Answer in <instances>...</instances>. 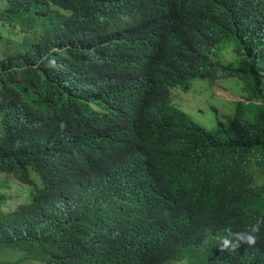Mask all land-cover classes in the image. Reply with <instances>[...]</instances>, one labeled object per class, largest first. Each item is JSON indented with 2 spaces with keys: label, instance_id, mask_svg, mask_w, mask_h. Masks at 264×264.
Wrapping results in <instances>:
<instances>
[{
  "label": "clouds",
  "instance_id": "1",
  "mask_svg": "<svg viewBox=\"0 0 264 264\" xmlns=\"http://www.w3.org/2000/svg\"><path fill=\"white\" fill-rule=\"evenodd\" d=\"M9 3L27 15L36 7L0 0V9ZM194 10L204 14L195 33ZM226 20L237 22L241 46L216 42L206 54L263 67L264 0H57L33 24H19L33 38L0 41V232L17 224L21 237L0 243V264H68L67 225L87 250L106 252V263L133 231L172 251L201 227L210 236L160 264L191 253L200 264H264V139L241 159L243 143L221 133L235 112L208 128L181 97L197 79L237 78L242 89L244 81L187 76L171 89L170 106L153 103L152 70L172 66L182 50L176 31L185 29L201 55L204 36ZM247 97L232 99L234 107ZM25 111L29 120L9 140L12 119ZM37 215L57 229L47 244L32 241Z\"/></svg>",
  "mask_w": 264,
  "mask_h": 264
},
{
  "label": "trees",
  "instance_id": "2",
  "mask_svg": "<svg viewBox=\"0 0 264 264\" xmlns=\"http://www.w3.org/2000/svg\"><path fill=\"white\" fill-rule=\"evenodd\" d=\"M34 10L27 15L22 6L13 7L10 3L5 8L0 9V41L8 38L12 34L22 33L30 38L32 34L19 27V24H33L36 16L41 15L52 3L57 0H30ZM196 20L195 26L190 31L198 32L200 27L196 26L200 17L204 14L202 11L194 10ZM237 22L226 20L225 24H217L205 36L206 46L201 55L195 54V42L189 33L182 28L176 31V36L182 41V50L178 53L177 61L172 66H163L153 69L155 75L156 88L153 97L154 105L160 107L170 106L171 89L184 77L187 76H209L219 77L224 74L235 75L244 81L243 90L248 95V102L238 101L235 106V115L231 114L228 121L224 124L221 133L230 138L238 140L242 144V159L249 150L255 148L264 139V66L251 70L249 60L240 56L239 61L234 66H226L220 61H215L209 57L213 45L218 42L219 46H228L234 41L241 46L242 38H237L235 29ZM11 28L10 34L7 31ZM241 28L245 30L246 25ZM239 46V47H240ZM30 47V44H28ZM9 51L14 49L18 51V46L6 47ZM36 49V48H35ZM38 50H36L37 52ZM206 52L208 54H206ZM238 53L240 50L238 49ZM261 100L260 102H257ZM242 104H252L251 106ZM44 109L50 110L43 105ZM57 117V115L55 114ZM28 111L15 116L12 123L15 127L8 134V139L13 137V131L18 128L21 122L29 120ZM30 235L35 245L47 244L50 238L56 233L57 229H52L45 215L34 216L30 220ZM62 235V247L65 251V259L68 264H160L179 252H185L193 244L201 243L208 236L210 231L207 228L196 227L192 230L190 242L182 246L181 249L170 251L166 248V242L162 239H144L136 231H133L128 240L118 246L116 253L106 263L104 252L100 247L89 251L85 244L86 239L81 236L74 225H67L60 228ZM21 242L18 233L17 224L9 225L0 232V243L15 244ZM97 243V241H96ZM51 264V260L46 257Z\"/></svg>",
  "mask_w": 264,
  "mask_h": 264
},
{
  "label": "rangeland",
  "instance_id": "3",
  "mask_svg": "<svg viewBox=\"0 0 264 264\" xmlns=\"http://www.w3.org/2000/svg\"><path fill=\"white\" fill-rule=\"evenodd\" d=\"M194 80L188 92L182 93L183 102L189 107L194 119L200 124L213 128L219 119H223L227 114L235 111V101L237 96L245 94L241 87V82L237 78H224L220 81ZM226 89L230 93L225 96L228 99L217 95L218 89ZM260 102V101H259ZM251 106L252 104H242ZM201 257L191 253L183 260L168 264H200Z\"/></svg>",
  "mask_w": 264,
  "mask_h": 264
},
{
  "label": "bare ground",
  "instance_id": "4",
  "mask_svg": "<svg viewBox=\"0 0 264 264\" xmlns=\"http://www.w3.org/2000/svg\"><path fill=\"white\" fill-rule=\"evenodd\" d=\"M108 21H109V19H108Z\"/></svg>",
  "mask_w": 264,
  "mask_h": 264
}]
</instances>
